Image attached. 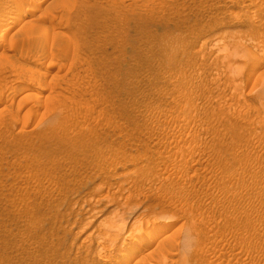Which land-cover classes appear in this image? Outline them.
Listing matches in <instances>:
<instances>
[{
  "label": "rangeland",
  "instance_id": "obj_1",
  "mask_svg": "<svg viewBox=\"0 0 264 264\" xmlns=\"http://www.w3.org/2000/svg\"><path fill=\"white\" fill-rule=\"evenodd\" d=\"M14 1L0 264H264V0Z\"/></svg>",
  "mask_w": 264,
  "mask_h": 264
},
{
  "label": "bare ground",
  "instance_id": "obj_2",
  "mask_svg": "<svg viewBox=\"0 0 264 264\" xmlns=\"http://www.w3.org/2000/svg\"><path fill=\"white\" fill-rule=\"evenodd\" d=\"M37 1H39V0H37ZM25 2V4H22V3H19V1L18 2H16V1H14L13 2V6H14V8H15V10L16 9H20L21 7H22V9L21 10H19V11H22L19 15H17L16 14V16L15 17H12L13 19H14V22L13 23H16V22H20L19 20L20 19H23V16H26L28 13H30V11L33 9V6L35 5V3H34V5L32 4L33 3V0H28L27 1V3H26V1H24ZM35 2H36V0H35ZM40 2H41V0H40ZM39 4V3H38ZM35 7H37V6H35ZM35 10V9H34ZM33 10V11H34ZM32 11V12H33ZM15 13H16V11H15ZM32 14V13H31ZM8 17V16H7ZM2 19H3V17H1ZM0 18V19H1ZM253 18V17H252ZM1 19V20H2ZM9 19V18H8ZM249 19H251V17L249 18ZM249 19H247V21L249 20ZM255 19V18H254ZM253 19V20H254ZM0 20V21H1ZM249 22H253L252 21V19H251V21H249ZM256 22V21H255ZM254 22V23H255ZM12 23V24H13ZM254 25V24H253ZM9 26V25H8ZM8 26H6V31L10 28V27H8ZM5 29V28H4ZM11 29V28H10ZM5 31V30H4ZM165 225H162L161 223H151V224H146L145 226H143V227H137L138 228V234L133 238V240H132V247H131V249H130V247H129V249H128V251H129V253L131 254V255H134V254H136L139 250H142V249H144V248H146V247H148V246H150L151 245V243L153 242V239L155 238V237H157L158 235H160L162 232H164V230L167 228L166 226L164 227ZM136 230V229H135ZM135 232H137V231H135ZM134 236V235H133ZM149 252H151V251H149ZM148 253V252H147ZM145 256V255H144ZM143 258H145V257H142V259ZM139 259V258H138ZM141 260V259H140ZM139 261V260H138ZM138 261H136V262H138ZM142 261V260H141ZM139 263H140V261H139Z\"/></svg>",
  "mask_w": 264,
  "mask_h": 264
}]
</instances>
